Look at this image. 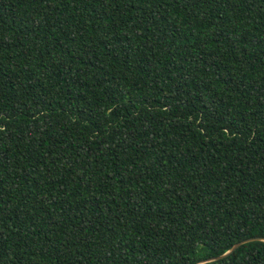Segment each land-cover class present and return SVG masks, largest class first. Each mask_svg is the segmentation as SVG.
I'll return each instance as SVG.
<instances>
[{
  "label": "trees",
  "instance_id": "obj_1",
  "mask_svg": "<svg viewBox=\"0 0 264 264\" xmlns=\"http://www.w3.org/2000/svg\"><path fill=\"white\" fill-rule=\"evenodd\" d=\"M255 237L264 0H0V264H198Z\"/></svg>",
  "mask_w": 264,
  "mask_h": 264
},
{
  "label": "water",
  "instance_id": "obj_2",
  "mask_svg": "<svg viewBox=\"0 0 264 264\" xmlns=\"http://www.w3.org/2000/svg\"><path fill=\"white\" fill-rule=\"evenodd\" d=\"M255 241L264 242V238L255 237V238H249V239L242 240L239 243L233 245L232 248L229 251H227L226 253H224L223 255H221L219 257L207 259L206 261L199 262L198 264H202V263H205V262H211V261L223 259V258L227 257L228 255H230L231 253H233L240 246H242L244 244H247V243H250V242H255Z\"/></svg>",
  "mask_w": 264,
  "mask_h": 264
}]
</instances>
